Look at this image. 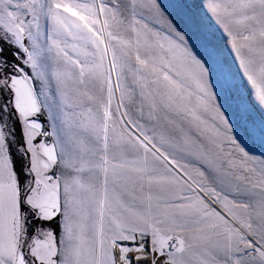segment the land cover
Returning a JSON list of instances; mask_svg holds the SVG:
<instances>
[{
  "label": "snow or ice",
  "instance_id": "obj_1",
  "mask_svg": "<svg viewBox=\"0 0 264 264\" xmlns=\"http://www.w3.org/2000/svg\"><path fill=\"white\" fill-rule=\"evenodd\" d=\"M0 264H264V0H0Z\"/></svg>",
  "mask_w": 264,
  "mask_h": 264
}]
</instances>
